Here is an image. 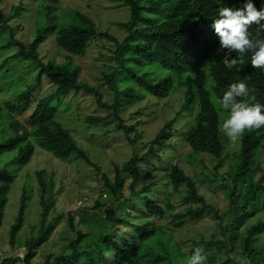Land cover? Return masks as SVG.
I'll return each instance as SVG.
<instances>
[{
  "label": "trees",
  "instance_id": "16d2710c",
  "mask_svg": "<svg viewBox=\"0 0 264 264\" xmlns=\"http://www.w3.org/2000/svg\"><path fill=\"white\" fill-rule=\"evenodd\" d=\"M56 1L45 0L41 11L45 12L47 24L42 27L44 20H36V33L27 43L14 37V27L7 24L11 18L0 10V31L6 29L15 47L12 57L37 69L33 82L20 86L15 92L10 102L12 110L5 109L0 101V156L14 151L11 161L20 166L26 164L35 147H39L62 162L81 159L100 173L102 191L107 198L94 200L90 210L81 217L85 220L81 229L76 228L74 217L69 214L65 227L72 234L71 238L61 251L47 255L41 264H185L197 247L205 256L204 264H263L262 250L256 249L253 243L264 229V220L249 223L247 219L260 205L264 206V175L259 182L251 178L255 164L253 151L260 145L264 126L244 131L240 151L234 157L236 163L226 175L213 174L206 178L208 188L214 184L223 189L219 178L230 185L225 187L228 208L221 216L223 221L213 226V233L209 237L190 239L188 250L183 252L177 246L174 252L179 251L183 258L180 263L171 259L172 251L167 245L162 243V252L156 254L149 242L156 231L181 229L208 217L214 208L199 192L198 182L183 167L155 166L154 159H162L158 151L169 147L171 136L177 133L183 147L189 148L184 157L189 166L203 164L201 155H207L216 160L214 168L219 170L224 146L212 98L218 100L229 84L242 80L248 86L249 96L239 99L264 104V72L251 66V52L242 56L237 52L229 53L228 58L235 63L226 67L225 50L218 51L217 37L210 27L221 7L242 8L245 0H120V6L129 9V18L117 23L125 30L121 39L98 31L95 22L78 11L72 12L68 23L52 20ZM252 3L257 10L264 7L260 0H252ZM19 9V5H14L9 15L16 17ZM47 29L54 30V42L63 52L61 62H44L39 55L38 46ZM248 31L253 38L264 39L261 25L254 23ZM97 37H105L112 43L109 56L113 63L101 75L102 85L110 97L107 99L103 98L99 87L80 80L79 66L72 64L74 58L86 55ZM42 79H46L52 92L40 96L34 89ZM81 92L90 95L105 111L102 116H86L82 123L111 121L113 127L107 134L120 133L131 146L143 137L137 127L142 123L144 110L138 106L128 118L122 116L123 112L148 98L159 100L175 92L182 93V101L174 115L148 142H143L145 152L133 151L129 159L114 164L113 176L109 178L78 146L72 131L54 115V101ZM185 111L192 112V119L176 128L181 112ZM144 166L151 167V171L147 172ZM155 171L161 176L148 180ZM11 178L5 167L0 169V183L5 182L0 186V226ZM37 179L41 205L38 235L24 243L22 257L5 254L3 258L0 256V264H33L35 247L52 228L53 220L46 221L54 203L52 183H45L41 171ZM23 200L22 195L16 220L9 229L10 246L23 223ZM125 205L137 207L141 214L139 224L130 221L134 210L125 212ZM98 215L103 222L98 220ZM150 219L156 221L152 227Z\"/></svg>",
  "mask_w": 264,
  "mask_h": 264
},
{
  "label": "rangeland",
  "instance_id": "374dc122",
  "mask_svg": "<svg viewBox=\"0 0 264 264\" xmlns=\"http://www.w3.org/2000/svg\"><path fill=\"white\" fill-rule=\"evenodd\" d=\"M44 3L45 0H0V10L4 16L11 18L7 24L14 27L15 38L27 43L36 33V20H44L42 27L47 24L45 22V12L41 11L43 5H45ZM14 5H19L20 9L18 15L12 18L9 14ZM73 11H78L90 17L95 22L98 31L107 32L117 39H121L125 35L124 28L117 23L125 22L129 18V9L126 6H120V0H57L53 4L51 18L52 20H54L53 18L58 19L56 22L68 23L72 19ZM48 23H51V21H48ZM4 30L0 31V101L5 109L12 110L10 102L14 99L15 92L20 86L22 88L33 82L37 69L32 65L28 66L24 62H18L17 59L12 57L15 47L13 42L8 39L6 29ZM44 33H46L45 38L38 46L39 55L44 62L48 60L61 62L63 52L58 49L54 42V30L49 31L47 29ZM110 47H112V43L109 40L105 37H97L91 42L84 57L72 60L73 65L79 66V79L92 86L99 87L104 99L110 98L101 81L102 72L113 63L109 56ZM34 90L40 96L52 92L46 79H42L40 85ZM181 101L182 93L175 92L171 96L159 100L148 98L123 112L122 116L128 118V115L135 111L138 106L144 110L142 112V123L137 127L142 131L143 137L135 146L126 143L120 133L110 132L107 134V131L113 127L111 121L88 125L82 123L86 116H102L105 114L104 109L99 108L90 95L82 92L76 96L71 94L68 97L61 98L59 102L54 101L52 104L56 105L54 115L65 127L72 131L78 146L85 151L93 163L100 167L101 171L112 178L113 165L121 164L129 159L133 151L144 153L143 142H148L165 122L174 115ZM212 102L221 121L226 116L227 110L217 103L216 98H212ZM192 116V112H181L176 128H181L185 120H191ZM129 122L132 123L133 121ZM176 135L177 133L171 136L172 143L169 147H163L158 151L162 159L160 161L154 159L155 166L164 167L171 164L183 167L184 171L198 182L199 192L214 207L210 210L209 216L200 221L187 224L173 232L166 229L164 231L160 230L158 233L156 231L149 238L152 250L156 254L162 252L161 244L163 243L171 249V259L175 263H180L183 258L179 256V251L174 252L177 246L182 252L188 250L187 245L189 243L187 241L201 236L209 237L213 233V226L217 222L223 221L221 216L229 204L225 187L230 185L219 178V182L224 185L223 189L214 186V184L208 188L206 178L213 174L217 177L224 176L231 170V166L236 163L235 156L240 151V138L243 134L233 143L221 132L224 150L222 166L219 170L214 168L216 160L207 155H201L203 164L198 163L193 168L189 166L184 159L189 148L183 147V143ZM13 156L14 151L6 152L0 156V169L5 167L12 177V180L7 184V199L0 226V256L3 258L5 254H12V256L19 255L22 257L24 255V243L31 237L38 235L41 205L39 202L40 193L37 173L41 171L45 183L47 185L50 181L52 183L51 191L54 200L46 217V221L53 220L52 228L47 237L35 247V255L32 259L33 264H41L47 255L61 251L63 245L71 238L72 234L65 227L66 218L69 214L74 217L76 228L81 229V224H84L85 221L81 217L85 216L90 210L95 199L107 198L106 192L102 191L100 173L81 159L62 162L39 147H35L33 155L26 164L19 166L12 162ZM253 161L255 164L252 166L251 178L252 181L259 182L261 176L264 175V135L260 145L253 151ZM144 168L147 169L146 166ZM151 169L149 167L147 172ZM200 173L204 176H201ZM158 175L161 176L159 172L155 171L148 180H156L159 177ZM3 185H5V182L0 183V186ZM22 195L24 199V219L21 228L15 235L13 246H10L8 243L9 229L16 220ZM47 195L48 192L46 191L45 196ZM80 200H84L82 205H79ZM130 210H134L130 221L139 224L138 218L141 217V214L137 211V207H127L125 205V212ZM98 220L103 222L101 215H98ZM247 220L249 223L264 220V206L260 205L258 210ZM149 224L152 227L156 224V221L150 219ZM255 237L256 240L253 246L262 250L264 256V229ZM14 264H21V262H15Z\"/></svg>",
  "mask_w": 264,
  "mask_h": 264
},
{
  "label": "clouds",
  "instance_id": "9594fccd",
  "mask_svg": "<svg viewBox=\"0 0 264 264\" xmlns=\"http://www.w3.org/2000/svg\"><path fill=\"white\" fill-rule=\"evenodd\" d=\"M264 4V0H260ZM264 28V7L259 10L252 0H245L242 8L221 7L210 27L218 41V51L225 50L224 64L232 67L235 60H230L228 54L237 52L241 56L251 52L250 64L264 72V39L253 38L248 28L252 24ZM249 89L245 82L236 81L229 84L217 103L227 110L226 116L219 122L218 128L231 142L244 133L245 130L264 126V104L251 103L247 99ZM205 256L199 247L195 248L185 264H204Z\"/></svg>",
  "mask_w": 264,
  "mask_h": 264
},
{
  "label": "built area",
  "instance_id": "2783aa9c",
  "mask_svg": "<svg viewBox=\"0 0 264 264\" xmlns=\"http://www.w3.org/2000/svg\"><path fill=\"white\" fill-rule=\"evenodd\" d=\"M84 203V200L79 201V205H82Z\"/></svg>",
  "mask_w": 264,
  "mask_h": 264
}]
</instances>
